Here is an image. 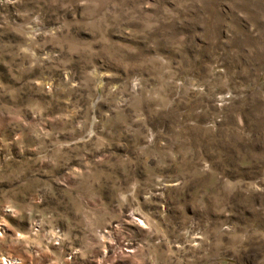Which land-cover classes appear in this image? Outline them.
Segmentation results:
<instances>
[{"label": "rangeland", "instance_id": "1", "mask_svg": "<svg viewBox=\"0 0 264 264\" xmlns=\"http://www.w3.org/2000/svg\"><path fill=\"white\" fill-rule=\"evenodd\" d=\"M0 264H264V0H0Z\"/></svg>", "mask_w": 264, "mask_h": 264}]
</instances>
